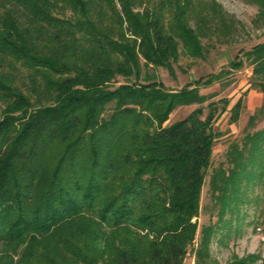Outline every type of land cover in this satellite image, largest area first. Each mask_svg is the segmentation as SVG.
Instances as JSON below:
<instances>
[{
  "label": "trees",
  "instance_id": "16d2710c",
  "mask_svg": "<svg viewBox=\"0 0 264 264\" xmlns=\"http://www.w3.org/2000/svg\"><path fill=\"white\" fill-rule=\"evenodd\" d=\"M244 1L264 17V0ZM222 14L214 1L0 0V264H183L190 248L195 264H219L216 227L197 221L216 111L163 125L206 95L168 90L151 70L171 72L179 43L202 57ZM243 55L264 92V41ZM227 162L210 176L224 222L258 200L248 192L264 185V125L232 142Z\"/></svg>",
  "mask_w": 264,
  "mask_h": 264
},
{
  "label": "rangeland",
  "instance_id": "374dc122",
  "mask_svg": "<svg viewBox=\"0 0 264 264\" xmlns=\"http://www.w3.org/2000/svg\"><path fill=\"white\" fill-rule=\"evenodd\" d=\"M158 2L159 0H153ZM200 2L214 1L222 12L213 24L212 29L205 27V34L200 37L203 46L202 57L194 54L190 48L177 47L176 59L171 60V72L164 67L151 71L163 82L168 90H179L186 85L199 86V93L206 95L205 101L175 107L163 125L182 119L196 108H201L203 116L213 107L215 120L212 129L217 136L214 139L211 163L206 171L201 189L200 211L197 217L199 229L203 224H213L216 231L210 245L211 258L219 264H228L235 257L243 258L250 254L258 255L253 263L264 264V185L248 195L254 197L241 206L243 216L238 221L229 222V213L224 221H218V204L214 202L210 191V176L214 169L222 165L227 167V150L232 142H240L247 132H253L264 125V113L259 115L253 126H248L249 117L264 107V92L252 86V66L248 64L243 51L256 43L264 41V17L259 12V5L244 0H195ZM198 7V6H197ZM197 10V8H196ZM69 10H63L58 16L67 17ZM169 15V12H166ZM194 20L190 24L194 26ZM211 27V26H210ZM241 58L243 66L239 69L229 68L235 58ZM6 67V66H5ZM7 69V67H6ZM221 72V74H220ZM220 74L219 79L207 84L212 74ZM241 98L243 105L238 119L231 120V107ZM3 104L0 103V111ZM109 111V110H108ZM1 117V112H0ZM195 219V218H194ZM187 250L183 264H195L194 254Z\"/></svg>",
  "mask_w": 264,
  "mask_h": 264
}]
</instances>
